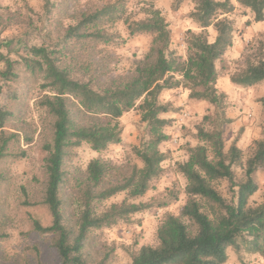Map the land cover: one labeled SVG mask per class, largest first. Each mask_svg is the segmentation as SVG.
<instances>
[{
  "label": "trees",
  "instance_id": "16d2710c",
  "mask_svg": "<svg viewBox=\"0 0 264 264\" xmlns=\"http://www.w3.org/2000/svg\"><path fill=\"white\" fill-rule=\"evenodd\" d=\"M128 0L109 2L103 8L84 13L76 24L68 27L61 48L71 45L79 53L90 54L95 44L114 41L110 28L119 21L127 25L131 37L151 34L154 38L148 54L138 64L134 74L98 85L90 61L80 71L87 81L75 78L61 48L50 51L46 47H31L22 58L32 75H41L44 94L37 107L50 120V138L43 149L44 192L42 205L47 207L52 224L44 227L32 220L33 229L40 235L54 238L59 264H89L83 250L93 231L111 228L120 220L152 209L136 201L144 197L151 184L164 174L163 164L169 159L161 146L169 140L164 133L172 122L162 118L170 111L160 102L166 91L183 89L191 100L214 106L219 124L211 131L199 128L200 144L187 150L186 162L177 171L187 181V201L179 215H167L158 228V244L145 245L128 264H226V249H242L264 259V196L260 204L251 205V198L259 191L257 172L264 171V140L254 143L248 160L233 145L226 149L223 126L232 123L226 118V94L217 88V64L223 63L234 45L235 27L228 17L237 6L231 0H192L194 10L187 16L198 25L199 32L187 30L186 58H178L171 50L172 30L159 9L147 8V19L131 21L125 18ZM181 3V0L177 2ZM250 9L254 22H264V0H236ZM178 11V6H173ZM216 37L210 41L209 29ZM4 70L0 72V165L8 158H16L13 147L21 141L20 134L5 130L12 117L9 104L16 98L11 83L18 77L20 62L0 55ZM233 85L250 88L264 82V42L246 57L244 67L234 74ZM264 109V98L260 100ZM138 111L147 134L134 154L142 163L134 164L111 182L117 168L100 159L92 160L78 180L77 193L67 216L62 191L66 181V161L74 149L88 144L96 153L122 142L121 118ZM23 155H25L23 153ZM237 169L243 170L241 178ZM3 174H0L2 182ZM227 182L230 199L217 188ZM25 203L30 196L24 190ZM126 194L121 203L109 206L106 202ZM96 264H113L108 258Z\"/></svg>",
  "mask_w": 264,
  "mask_h": 264
},
{
  "label": "rangeland",
  "instance_id": "374dc122",
  "mask_svg": "<svg viewBox=\"0 0 264 264\" xmlns=\"http://www.w3.org/2000/svg\"><path fill=\"white\" fill-rule=\"evenodd\" d=\"M117 0H0V55L20 62L18 77L11 86L16 98L9 104L12 117L5 130L20 134L21 141L13 147L16 158H8L0 165V264H59L54 249V238L40 235L33 229L32 220L42 226L52 224L47 207L42 205L44 192V166L46 153L43 149L50 138V120L37 107V101L44 94L41 75H32L23 65L22 58L29 48L46 47L50 51L61 48L69 26L76 24L84 13L95 12L109 2ZM128 0L125 18L131 21L147 19V10L154 7L162 15L172 30L173 50L178 58H186L185 43L187 30H196L198 25L187 16L194 10L192 0ZM224 1V0H219ZM237 10L228 18L235 27L236 51H231L223 63L217 64V88L226 94V118L232 123L223 126L226 149L233 145L243 152L248 160L255 149L256 141L264 140V109L260 102L264 98V82L250 88L233 85L230 78L245 65L246 57L255 47L264 42V22L255 23L250 9L239 6L231 0ZM173 6H178L175 11ZM148 8V9H147ZM114 41L109 44L97 43L95 50L86 55L73 49L71 45L62 47V54L70 64L75 78L87 81L80 68L87 61L93 64V76L97 84L103 85L114 79H125L134 74L136 67L148 54L153 36L142 34L131 37L124 21L110 28ZM210 41L215 38L213 28L209 29ZM0 61V72L4 70ZM160 102L170 111L162 118L172 122L164 130L169 140L161 146L169 159L163 164V176L151 184L147 194L137 200L152 207L151 210L120 220L111 228L93 231L85 243L83 256L89 264H96L108 258L113 264H128L132 256L145 245H157L159 226L167 215H179L187 201L186 178L177 171V165L188 159L187 150L200 144L197 139L199 128L211 131L219 124L218 110L206 103L191 100L189 92L183 89L166 91ZM123 129L122 142L110 146L103 153L94 152L88 144H83L71 152L66 161L67 173L62 197L66 203L67 216L71 215L69 202L77 193V183L89 163L100 159L117 168L111 182L120 178L121 172L129 166L142 165L134 154L147 134V125L141 122L138 111L125 114L120 120ZM23 153L25 155H23ZM239 178L243 170L237 169ZM259 191L251 198V205L260 204L264 196V171L256 174ZM217 188L230 199L227 182ZM24 190L30 196L31 204L25 203ZM127 198L121 194L106 202L109 206L121 203ZM226 264H264L259 255L238 252L233 247L226 249Z\"/></svg>",
  "mask_w": 264,
  "mask_h": 264
},
{
  "label": "crops",
  "instance_id": "0c3cea01",
  "mask_svg": "<svg viewBox=\"0 0 264 264\" xmlns=\"http://www.w3.org/2000/svg\"><path fill=\"white\" fill-rule=\"evenodd\" d=\"M196 30L199 31L198 28H196ZM215 37H216V32H215ZM214 40H215V38H214ZM236 49H237L236 42H234L233 47L229 50V52L227 53V55L230 54V53H232L231 51H233V52L236 51Z\"/></svg>",
  "mask_w": 264,
  "mask_h": 264
}]
</instances>
